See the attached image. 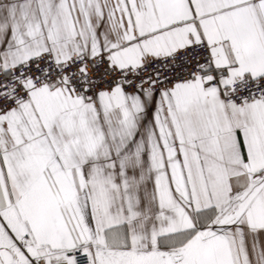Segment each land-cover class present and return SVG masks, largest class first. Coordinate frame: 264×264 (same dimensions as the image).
<instances>
[{
    "label": "snow or ice",
    "instance_id": "6c2138e0",
    "mask_svg": "<svg viewBox=\"0 0 264 264\" xmlns=\"http://www.w3.org/2000/svg\"><path fill=\"white\" fill-rule=\"evenodd\" d=\"M0 264H264V0H0Z\"/></svg>",
    "mask_w": 264,
    "mask_h": 264
}]
</instances>
